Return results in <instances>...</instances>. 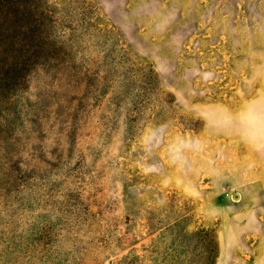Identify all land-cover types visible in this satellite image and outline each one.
Segmentation results:
<instances>
[{"label": "rangeland", "instance_id": "1", "mask_svg": "<svg viewBox=\"0 0 264 264\" xmlns=\"http://www.w3.org/2000/svg\"><path fill=\"white\" fill-rule=\"evenodd\" d=\"M0 32V264H264V0H0Z\"/></svg>", "mask_w": 264, "mask_h": 264}, {"label": "trees", "instance_id": "2", "mask_svg": "<svg viewBox=\"0 0 264 264\" xmlns=\"http://www.w3.org/2000/svg\"><path fill=\"white\" fill-rule=\"evenodd\" d=\"M18 40L14 36L3 37L0 32V70L9 68L3 71V77L1 80L13 79V81L20 77L21 72H24V65L26 61H22V54L16 53L15 47ZM10 60V63L8 61ZM21 70V72H20ZM12 75V78L9 76Z\"/></svg>", "mask_w": 264, "mask_h": 264}]
</instances>
